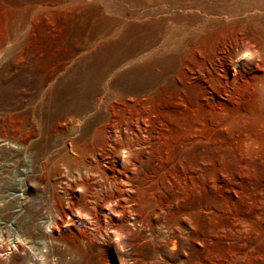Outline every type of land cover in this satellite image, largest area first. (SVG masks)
I'll return each mask as SVG.
<instances>
[{"label": "rangeland", "instance_id": "obj_1", "mask_svg": "<svg viewBox=\"0 0 264 264\" xmlns=\"http://www.w3.org/2000/svg\"><path fill=\"white\" fill-rule=\"evenodd\" d=\"M43 1L49 0L36 4ZM65 1L66 13L55 11L54 22L44 24L26 58L3 59V86L8 89L0 110V264H46L45 258L47 264H186L184 259L190 264H227L220 240L229 233L224 225L243 214L254 215L264 225V141L242 138L246 147L240 145L235 154L241 164L233 167L231 157L217 165L219 136H232L230 142L236 144L245 131L237 135L238 130L229 127L214 128L216 114L187 108L173 118L181 126L169 128L196 125L187 138L202 143H179L170 132L167 146L161 145L158 134H148L143 112L162 105L151 95L157 91L125 92L123 73L147 61L146 52L178 53L172 49L196 36L193 28L206 12H246L258 20L259 14L251 12L263 9L264 0ZM185 29L189 35L179 40ZM253 29L262 35L264 20L262 25L254 20ZM249 46L242 52L247 54L242 64L230 62L220 73L212 86L219 94L240 92L255 62L264 65V44H253L255 52L247 50ZM37 51L39 58L32 59ZM117 58L121 62L102 77L79 76L86 66ZM188 59H200L199 53ZM84 86L88 95L78 96ZM172 90L168 103L186 102ZM249 90L223 102L247 108ZM128 109L140 117L126 120ZM57 110L66 120L58 133L53 122ZM223 112L225 107L220 108ZM207 120L212 135L205 142L198 137ZM85 142L92 148L85 160L96 162V171L88 173L76 167L84 154L77 147ZM82 179L90 180V188L75 191V200L85 199L91 212L62 214L54 196L66 206L68 188ZM256 234L262 249L261 231L248 237ZM199 235H205L209 252ZM171 239L177 241L175 249L170 248ZM251 252L253 257L239 264H264V252Z\"/></svg>", "mask_w": 264, "mask_h": 264}, {"label": "bare ground", "instance_id": "obj_2", "mask_svg": "<svg viewBox=\"0 0 264 264\" xmlns=\"http://www.w3.org/2000/svg\"><path fill=\"white\" fill-rule=\"evenodd\" d=\"M36 1L39 0H0V110H2L5 104L2 94L6 93L5 91L8 89L3 86V75L5 71L3 59L26 58L28 49L37 43L41 34L40 32H42L44 28V24L49 23L51 19H53L51 23L54 22V15L57 9L61 10L64 15L69 6L65 0H60L59 4L53 0L43 1V3L39 5L36 4ZM263 10L264 8H257L251 12L259 14L260 17L258 20L246 12L231 13V10L206 12L205 16H202L201 20L197 22L198 25L193 28L194 31H196V33H194L196 36L185 39L184 37L186 34L189 35V31L187 29L184 30V35L179 38V40L184 38L183 41L179 44L178 48L172 49L178 53H172L168 56H157V53L154 51L150 53L146 52L145 57L147 59L145 60L147 61L136 64L123 73L125 76V86L123 90L125 92L140 94L152 89L157 91L151 95L162 102V105H157V111L149 107L143 112L144 118L148 123V134L152 131L155 132V135L158 134L159 139L162 140L160 143L161 145L167 146V137L170 132L171 136L175 134L179 139V143H202V141L198 142L196 138H187L191 134L190 132H192L191 128H196V125L188 128L187 126L177 128L178 130L169 128L174 125L181 126V124H178L180 122L174 124L173 118L177 119L181 117L187 108L197 109L200 112L209 111L214 115L216 114L217 124L214 125V128L226 130L229 127L233 130H238L236 132L237 135L245 131V135H239V141H237L236 144L230 142L232 141V136L228 138L229 140L223 136H219L220 148L215 151L220 159L217 165L222 166L221 163H223L225 158L230 159L233 157L235 159L233 160V167L239 166L238 164H241V162L235 158V154L237 148L240 145H244L243 139L248 143L252 142L256 144L264 141V133L262 131L264 126V110H262V108L264 109V65L255 62L253 70L246 76L247 84L241 87V91L248 87L251 89L249 92L247 91L248 96L244 98L247 108L237 109L238 107H236L235 104L223 102L236 100V95L239 96L241 91L238 93L233 91L232 94L227 92L219 94L220 90L216 91L212 88L213 85L219 82L221 77L220 73H225L227 71L230 62L236 65L242 64L243 59L247 57V54L244 55L242 52L248 45H250V48L247 50L252 52L254 50L255 52V46L253 47V44H264L263 31L262 35L255 29L250 31L254 20L262 25L264 20V13L262 14ZM247 25L250 27L249 30H245ZM48 29L47 27L46 32L53 37V32ZM196 52L199 53L200 59H188L191 54ZM201 54L209 56L212 59H210V61L202 59ZM37 57L39 58V52H33L32 59H37ZM143 57L144 55L141 56V58ZM216 57L219 59H217V66L214 67L212 62ZM118 61H120L118 58L103 59L101 60V64L82 67V75L79 76L83 77V79L102 77L106 75ZM194 69L198 70L191 72V70ZM199 72L201 74H198ZM67 87V84L64 83L63 88L66 89ZM171 87L174 88L171 94L177 92L180 98H186V102H182L181 105H179L170 100L168 103L167 96L170 95L168 89ZM82 89L83 90H81L78 96L88 95L86 86ZM70 90L71 89L68 91ZM72 94L74 95V93ZM187 98L189 99V103ZM221 107H225V112L220 114ZM75 110L80 113L82 107H78ZM124 117L128 120L135 117L139 118L140 116L137 110L128 109L124 111ZM210 121L211 120H207L203 122L205 124H203L204 126L202 125L204 127V132H201V136H197L199 140L205 139V142L206 140H210L212 127L207 126L210 125ZM53 122L55 125V132H62V122H66V120L60 115L59 110L55 113ZM259 128H261V131L258 130ZM224 145H226L229 150ZM79 146L80 148L77 147L78 150L81 152L83 150L84 154L79 155L78 164L76 166L77 169L79 171L82 170V172L86 171V173L96 171L93 166L96 162L92 161L93 158L92 160H85L87 152L92 150L90 144L85 142L82 146L81 144H79ZM221 147L224 148L222 149ZM244 147L246 146L244 145ZM194 152H196L195 149L191 154L193 155ZM65 162L66 164L70 162L67 157H65ZM89 181L88 179H82L70 185V188H68L70 196L66 202V206L63 205L64 203H62L57 195L54 196L53 201L57 204V207L60 208L62 214L71 215L75 210L91 212L87 210L85 199L75 200L76 197L74 196L75 191L90 188ZM135 213L137 215V212ZM224 227L229 233L220 236V240L224 241L221 247L224 253L223 260H226L227 264H239L241 263V259L248 261L254 254L251 251H257L259 255L264 252V247L261 249L259 245V234H256L254 239L248 237L253 231H261L262 235L260 239L264 240V225L261 226L260 222L255 220L254 215L250 216L243 214L232 222H228ZM242 232H244V234H242ZM78 234L82 235L83 233L78 232ZM199 237H201L200 240H202L201 244L203 249L209 252V246L207 247L204 243L203 237H205V235H199ZM169 245L171 249H175L177 247V241L171 239L169 240ZM44 260V263L47 264L46 258ZM183 261L186 264H190L188 259H184Z\"/></svg>", "mask_w": 264, "mask_h": 264}]
</instances>
